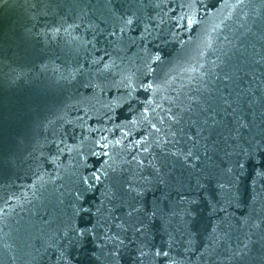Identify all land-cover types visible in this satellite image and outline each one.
<instances>
[{
  "label": "water",
  "instance_id": "water-1",
  "mask_svg": "<svg viewBox=\"0 0 264 264\" xmlns=\"http://www.w3.org/2000/svg\"><path fill=\"white\" fill-rule=\"evenodd\" d=\"M0 264H264V0H0Z\"/></svg>",
  "mask_w": 264,
  "mask_h": 264
},
{
  "label": "snow or ice",
  "instance_id": "snow-or-ice-1",
  "mask_svg": "<svg viewBox=\"0 0 264 264\" xmlns=\"http://www.w3.org/2000/svg\"><path fill=\"white\" fill-rule=\"evenodd\" d=\"M130 22V21H129ZM97 179H98V177H97ZM129 215H131V213H129ZM81 235H83V233H81ZM165 255H167V253H165Z\"/></svg>",
  "mask_w": 264,
  "mask_h": 264
}]
</instances>
